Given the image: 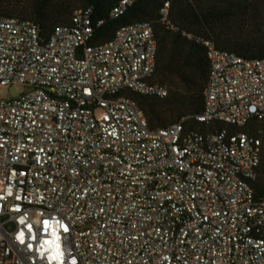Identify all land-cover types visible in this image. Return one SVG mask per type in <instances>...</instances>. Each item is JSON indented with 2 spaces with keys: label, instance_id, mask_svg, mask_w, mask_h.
<instances>
[{
  "label": "built area",
  "instance_id": "built-area-1",
  "mask_svg": "<svg viewBox=\"0 0 264 264\" xmlns=\"http://www.w3.org/2000/svg\"><path fill=\"white\" fill-rule=\"evenodd\" d=\"M101 25L87 9L43 40L32 23L0 18V86L26 90L0 100V264H264L262 143L243 131L264 118V59L205 43L196 121L221 127L152 131L126 92L168 94L153 81V28L123 26L93 48Z\"/></svg>",
  "mask_w": 264,
  "mask_h": 264
},
{
  "label": "trees",
  "instance_id": "trees-1",
  "mask_svg": "<svg viewBox=\"0 0 264 264\" xmlns=\"http://www.w3.org/2000/svg\"><path fill=\"white\" fill-rule=\"evenodd\" d=\"M121 0H0V18H17L38 28L43 40L55 29L70 26L75 15L93 10L95 29L89 46L110 42L116 31L137 22H149L157 41L153 81L168 89L164 98L127 95L138 104L150 130L167 128L184 120L193 132L211 133L217 123H199L205 108L204 91L210 74L208 47L250 60L264 59V0H137L118 19L110 14ZM169 3L168 23L160 14ZM223 127V126H222ZM232 132L234 128L227 127ZM261 140V163L253 186L264 203V118L243 128Z\"/></svg>",
  "mask_w": 264,
  "mask_h": 264
},
{
  "label": "rangeland",
  "instance_id": "rangeland-1",
  "mask_svg": "<svg viewBox=\"0 0 264 264\" xmlns=\"http://www.w3.org/2000/svg\"><path fill=\"white\" fill-rule=\"evenodd\" d=\"M25 91V88H23L20 84H14L8 87L0 86V100L16 99Z\"/></svg>",
  "mask_w": 264,
  "mask_h": 264
},
{
  "label": "snow or ice",
  "instance_id": "snow-or-ice-1",
  "mask_svg": "<svg viewBox=\"0 0 264 264\" xmlns=\"http://www.w3.org/2000/svg\"><path fill=\"white\" fill-rule=\"evenodd\" d=\"M45 223H47V222H45Z\"/></svg>",
  "mask_w": 264,
  "mask_h": 264
}]
</instances>
